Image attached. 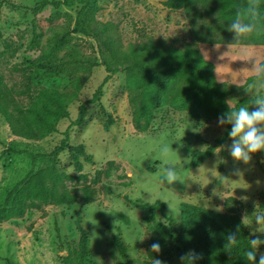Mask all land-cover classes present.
Masks as SVG:
<instances>
[{
  "label": "rangeland",
  "instance_id": "1",
  "mask_svg": "<svg viewBox=\"0 0 264 264\" xmlns=\"http://www.w3.org/2000/svg\"><path fill=\"white\" fill-rule=\"evenodd\" d=\"M37 1L0 0V72L14 89L28 87L31 94L40 89L55 92L62 97L69 115L57 120V132L26 139L12 135L0 114V154L5 149L0 156V201L29 170L49 163L47 158L33 159L10 148L49 150L68 129L70 144H81L85 152L79 156V170L68 151L57 160L64 184L78 195L73 203L42 204L22 217L0 222V264H83L77 250L80 228L87 231L89 255L96 264H127L113 244L112 234L128 244L126 253L132 264H144L148 259L146 248L153 238L159 239L165 250L160 257L162 263L182 264L181 247L171 239L179 228L180 204L189 202L224 213L229 197V206L238 207L237 218L248 238L264 237L260 232L264 224L253 221L258 213H264V151L253 153L247 163L234 161L227 151L232 138L227 137L199 165L189 166L192 151L214 144L226 124L218 125V115L210 110L192 117L190 107L166 103L153 112L149 128L138 131L132 120L124 70L107 80L98 101L87 103L106 75L102 64L90 71L61 65L53 74L48 68L71 53L101 61L100 49L104 46L92 36L74 33L50 51V43L66 28H72L80 5H47L33 14L26 7ZM97 1L96 25L106 23L107 33L119 49L149 42L182 51L190 49L191 54L212 63L211 74L216 81L237 87L226 96L230 105L249 96L244 88L252 82L247 78L253 73L242 69L248 61H244L241 50L264 54V44L246 38L232 43L208 42L194 36L193 29L198 28L203 38L206 34L233 38L224 23L215 20L216 3L195 0L189 14L183 8L164 6L163 0ZM33 35L35 43L31 42ZM181 84L180 78L174 85ZM18 99L23 105L30 101L26 94ZM82 102H86L84 122L72 124ZM254 107L249 104L250 111ZM161 144L170 145L168 159L181 165L177 168L180 180L171 184H162L158 178L164 161L154 153ZM88 194L93 201L85 199ZM157 200L162 207L143 210L137 206ZM261 253L263 244L257 248V254Z\"/></svg>",
  "mask_w": 264,
  "mask_h": 264
},
{
  "label": "trees",
  "instance_id": "2",
  "mask_svg": "<svg viewBox=\"0 0 264 264\" xmlns=\"http://www.w3.org/2000/svg\"><path fill=\"white\" fill-rule=\"evenodd\" d=\"M202 1L210 5L217 4L215 20L224 23V28H227V24L238 11L243 12L247 7L254 5L257 9V30L246 39L251 43L264 44V0ZM194 3L195 0L162 1V4L168 8H183L189 14L194 10ZM74 4L80 6L76 10L72 28H66L50 43V51L56 50L71 34L81 33L92 36L98 40V44L104 46V49H100L101 61L79 53H71L68 58L51 65L48 69L51 74L57 72L56 68L61 65L69 70H72L73 66V69L90 71L93 66L102 64L106 75L92 97L86 101L87 103L98 101L107 80L117 71L124 70L127 76L132 120L138 131L147 130L153 118V112L166 103L176 107H190L192 117L204 115L208 110L218 115L247 105L249 96H244L230 105L226 96L237 87L229 82L216 81L211 74L212 63L191 54L190 49L182 51L153 42L131 44L127 50L119 49L115 39L107 33L106 23L96 25L98 21L95 20L94 14L98 10L97 0H38L33 6L26 8L33 14H37L47 5L58 8L61 5L73 6ZM205 10L209 11L210 7H206ZM193 33L196 39L208 42H232L233 40L232 37L220 34L217 37L206 34L203 38L202 31L198 28H194ZM31 42H36L35 35ZM180 78L183 84L175 87V82ZM247 80H252V76H249ZM24 94L30 98V101L23 105L18 96ZM86 102L79 105L77 116L72 124L80 125L84 122ZM0 114L12 135L26 139H39L57 132V120L68 117L69 112L62 97L55 92L40 89L35 94H31L28 87L14 89V86L5 83L0 72ZM108 121L105 127L108 126ZM230 127V124H226L225 131L216 138L214 144L205 149L193 150L188 165L195 167L208 157L212 150L228 137L227 131ZM9 150L16 153H28L33 159L47 158L49 163L44 167L29 170L7 189L4 199L0 201V222L22 217L27 210L38 208L42 204H70L76 200L78 195L64 184V175L57 167L58 156L63 151L69 152L77 170L82 167L79 156L84 154L85 149L81 144H70L68 129L63 131L60 141L49 150L30 151L26 148H10ZM4 151L5 149L0 156ZM86 158H91V155H87ZM85 199L93 201L89 194L85 196ZM231 199L232 197H229L225 200L224 213L189 202L180 204L179 228L171 239L179 243L182 254L189 250L198 252L200 258L196 264H248L243 255L249 238L238 221V207L229 206ZM162 205L163 203L157 200L154 203L137 206L143 210H153ZM229 232L238 233L237 240L227 241L226 236ZM111 239L127 264H132L126 253L128 244L117 234H112ZM152 240L158 241L160 245L162 243L157 238ZM88 241L86 229L80 228L77 247L80 260L83 264H96L89 255ZM164 251L160 247L158 252H154L151 247H147L148 259L144 261V264H151L152 257L160 259ZM258 257L257 254V259Z\"/></svg>",
  "mask_w": 264,
  "mask_h": 264
},
{
  "label": "clouds",
  "instance_id": "3",
  "mask_svg": "<svg viewBox=\"0 0 264 264\" xmlns=\"http://www.w3.org/2000/svg\"><path fill=\"white\" fill-rule=\"evenodd\" d=\"M257 9L254 5L247 7L243 12H237L227 24V29L233 34L232 42H240L257 30ZM231 42V43H232ZM241 55L245 56L244 61L248 65L242 69H247L253 73L252 82L244 90L249 93L247 105L228 110L225 113L218 114L217 124H230L227 131L228 137L232 138L231 143L227 145L228 154L234 161L247 163L251 155L255 152L264 151V54L256 53L249 49H242ZM249 104H254L251 111ZM223 147V146H222ZM171 148L168 144H161L154 153L162 158L163 166L159 169V181L162 184H171L173 181L180 180L177 175L178 165L168 159ZM167 165V167H166ZM239 174V169L234 170ZM256 225L264 224V213H258L253 219ZM252 221V222H253ZM264 233V230L260 231ZM238 233L229 232L226 236L227 241L237 240ZM264 244V237L252 236L248 239L247 248L244 251V257L248 264H264V253H261L257 259V248ZM152 251L160 250V243L154 241L150 245ZM200 254L195 250H189L181 255L182 264H196ZM151 264H162L158 258H153Z\"/></svg>",
  "mask_w": 264,
  "mask_h": 264
}]
</instances>
